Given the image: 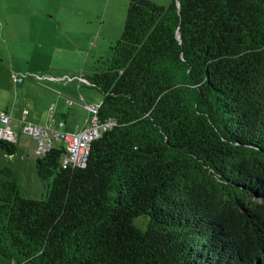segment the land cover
I'll use <instances>...</instances> for the list:
<instances>
[{
    "label": "trees",
    "instance_id": "trees-1",
    "mask_svg": "<svg viewBox=\"0 0 264 264\" xmlns=\"http://www.w3.org/2000/svg\"><path fill=\"white\" fill-rule=\"evenodd\" d=\"M101 62L87 163L0 164V264H264V0H131Z\"/></svg>",
    "mask_w": 264,
    "mask_h": 264
},
{
    "label": "rangeland",
    "instance_id": "rangeland-1",
    "mask_svg": "<svg viewBox=\"0 0 264 264\" xmlns=\"http://www.w3.org/2000/svg\"><path fill=\"white\" fill-rule=\"evenodd\" d=\"M130 1L0 0L2 103L10 101L14 107L15 100H18L22 102L23 109L25 95L20 90L21 86L30 84L29 94H37L36 89L44 87L48 81L43 76L47 74L45 67L51 64L57 68L54 74L63 78L91 76L102 59L112 56V46L124 31ZM153 1L169 7L172 0ZM20 74L28 76L16 86L13 76ZM83 89L103 97L101 92L90 85H84ZM27 144L32 153L23 156L25 163L20 165L22 170L19 183L25 195L38 199L44 193L43 182L36 171L39 154L31 139ZM20 153L18 148L15 154L19 157ZM7 156L10 155L0 145V164H5L4 157Z\"/></svg>",
    "mask_w": 264,
    "mask_h": 264
},
{
    "label": "crops",
    "instance_id": "crops-1",
    "mask_svg": "<svg viewBox=\"0 0 264 264\" xmlns=\"http://www.w3.org/2000/svg\"><path fill=\"white\" fill-rule=\"evenodd\" d=\"M45 71H47V74L43 76V79L48 81L44 87L41 86L36 89L37 94H29L28 88L31 89L30 84H25L20 88L25 95L23 100V103L25 104L24 108H30L28 120L39 124L52 123L53 125H57L60 121H64L63 128L67 131L80 130L88 126L91 116L90 106L100 105L103 100L102 96L94 93L93 91L83 89L84 85H89L88 82L83 79L88 81L90 76L88 78L81 77L80 79L76 77L67 79L65 77V79L54 74L57 72V68L54 67L53 64L45 67ZM17 76L23 77V81L18 82L15 80V76H13L16 86L19 83H23L25 77L28 75L20 74ZM37 78L42 80V77L39 75H37ZM29 95L32 97H29ZM15 102L14 107H12L10 101L8 103L6 102L7 104L2 103L1 101L0 110L8 112L14 117L12 126L17 132L16 143L19 151L21 152L19 156L20 158L16 156V154H9L10 156L4 157V159L5 164L13 168L16 172L19 180L20 172L22 170L20 165L25 163V157L23 156H27L32 153L28 150L27 144L30 142V139L36 145V153L38 152L36 140L28 133H25L22 130L21 125L16 122V118L20 117L25 109L23 108V110L21 107L22 102H19L18 100H15ZM53 104H55V106L52 109ZM38 156H40V154Z\"/></svg>",
    "mask_w": 264,
    "mask_h": 264
},
{
    "label": "built area",
    "instance_id": "built-area-1",
    "mask_svg": "<svg viewBox=\"0 0 264 264\" xmlns=\"http://www.w3.org/2000/svg\"><path fill=\"white\" fill-rule=\"evenodd\" d=\"M15 80L23 81V77L15 75ZM84 81L88 82L86 79ZM55 104L52 105V109ZM100 105H91L90 123L88 126L75 131H67L63 128L64 121L57 125L52 123L39 124L28 120L29 109H25L22 115L16 118V122L21 125L25 133L31 135L37 143V152L42 155L51 150L57 143H64L68 149V154L63 159V167L82 166L88 161L91 154L92 142L108 131L116 124V119L99 118ZM14 117L0 110V140L16 143L17 132L12 126Z\"/></svg>",
    "mask_w": 264,
    "mask_h": 264
}]
</instances>
